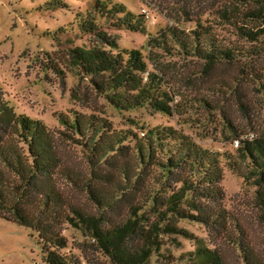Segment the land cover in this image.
I'll list each match as a JSON object with an SVG mask.
<instances>
[{
  "label": "trees",
  "instance_id": "16d2710c",
  "mask_svg": "<svg viewBox=\"0 0 264 264\" xmlns=\"http://www.w3.org/2000/svg\"><path fill=\"white\" fill-rule=\"evenodd\" d=\"M215 1L201 14L185 11L186 20L195 21L193 30L172 26L148 38L153 68L142 49L122 48L108 32L147 33L145 18L122 3L95 0L69 29L45 33L77 70L71 98L97 111L104 99L118 111L183 115L192 105L178 101L181 93L161 60L168 56L201 63L204 75L219 66L237 69V107L250 111L253 100L238 87L251 82L264 109V0ZM61 7H67L63 0H52L45 10ZM207 13L243 42L219 41L204 21ZM75 25L85 45L69 36ZM56 58H49L48 68L65 89L67 76ZM71 113L59 115L64 130L57 134L18 113L0 86V218L32 231L47 264H151L154 257L163 264H264V252L227 208L222 185L230 172L252 191L264 223V131L242 139L251 134L224 115L240 141L233 153L205 147L172 126L131 119L130 128L119 129L99 114ZM68 143L80 146L83 169L70 163L63 149ZM185 221L204 226L209 243L183 228ZM68 227L90 238L78 244L83 260L64 252ZM180 237L195 249L176 257L166 246L181 248ZM223 245L234 247L239 259L230 261Z\"/></svg>",
  "mask_w": 264,
  "mask_h": 264
},
{
  "label": "rangeland",
  "instance_id": "374dc122",
  "mask_svg": "<svg viewBox=\"0 0 264 264\" xmlns=\"http://www.w3.org/2000/svg\"><path fill=\"white\" fill-rule=\"evenodd\" d=\"M52 0H0V86L6 99L18 113L42 120L55 133L64 130L59 122V115L71 117V112L96 113L107 118L115 128H130L129 120L140 121L150 126H172L191 136L199 144L219 151L235 152L234 134L224 121V115L231 118L244 134L259 135L264 131V109L259 103L256 86L249 82L240 85L239 90L251 98V109L246 112L237 107V98L233 92L238 85L234 79L237 69L225 66L216 67L210 75L201 74V63L184 60L179 57L162 56L164 68L181 93L178 101L190 103V108L183 115L172 116L153 113L147 108L130 111H118L104 99L99 100L98 110L89 108L71 98V90L79 82L77 70L65 64L62 52L45 33L55 32L75 22L78 12H86L95 0H63L67 7L45 10V5ZM124 4L128 10L145 18L147 33L127 30H108L118 36L122 48L142 49L150 68L147 41L150 36L157 37L169 27L177 26L181 30L191 31L195 21H187L186 12L201 14L215 0H112ZM227 0H218L225 2ZM209 8V7H207ZM204 21L213 26L214 35L219 41L243 42L229 26L221 25L215 16L207 13ZM76 25L69 35L76 38V45H85L87 38L79 39ZM57 57L66 73L67 85L61 86L60 79L48 68L49 58ZM64 64V65H63ZM197 100V101H196ZM205 101V103L203 102ZM251 102V101H250ZM94 106V105H93ZM65 154L75 169L85 166L81 148L73 143L63 144ZM225 192V204L240 221L251 243L264 252V223H260L253 208V192L243 188L230 173H226L222 183ZM182 227L207 243L210 237L204 226L183 222ZM65 236L69 248L83 260L78 244L90 240L83 234L68 227ZM181 248L167 245L166 248L176 257L195 249L194 245L183 238H178ZM220 244L223 241L218 240ZM230 261L239 259L234 247L223 245ZM264 255V253H263ZM162 260L152 259L151 264H163ZM0 264H47L42 249L29 229L0 218ZM83 264H87L83 261Z\"/></svg>",
  "mask_w": 264,
  "mask_h": 264
},
{
  "label": "built area",
  "instance_id": "2783aa9c",
  "mask_svg": "<svg viewBox=\"0 0 264 264\" xmlns=\"http://www.w3.org/2000/svg\"><path fill=\"white\" fill-rule=\"evenodd\" d=\"M248 137H251V138H253L254 137V135L253 134H251V135H246V136H244L242 139H246V138H248ZM239 144H240V141L239 140H236L235 141V145L238 147L239 146Z\"/></svg>",
  "mask_w": 264,
  "mask_h": 264
}]
</instances>
